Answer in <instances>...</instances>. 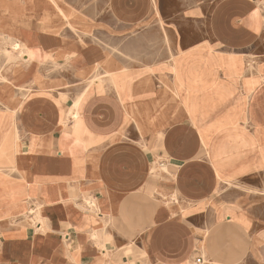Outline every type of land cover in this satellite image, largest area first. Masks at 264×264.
I'll return each instance as SVG.
<instances>
[{
  "label": "crops",
  "instance_id": "0c3cea01",
  "mask_svg": "<svg viewBox=\"0 0 264 264\" xmlns=\"http://www.w3.org/2000/svg\"><path fill=\"white\" fill-rule=\"evenodd\" d=\"M155 1L0 0V264H264L263 2Z\"/></svg>",
  "mask_w": 264,
  "mask_h": 264
},
{
  "label": "rangeland",
  "instance_id": "374dc122",
  "mask_svg": "<svg viewBox=\"0 0 264 264\" xmlns=\"http://www.w3.org/2000/svg\"><path fill=\"white\" fill-rule=\"evenodd\" d=\"M186 1H188V0H186ZM250 1V0H249ZM200 2H205V0H198V4L200 3ZM262 2H263V4L261 5V7H262V10H263V5H264V0H262ZM152 4H153V7L155 8V10H157V8H156V6H157V3H156V1L155 0H152ZM249 7H248V3H245V7H244V13H246L247 11V9H248ZM209 10V9H208ZM208 10H206L207 12H208ZM239 10H241V9H239ZM264 11V10H263ZM258 12H259V9L257 8V7H253L252 8V10H251V12L249 13V14H247V15H244V19H245V22L243 23V25H245V26H249V27H253V26H256L257 25V23H259L260 22V16L259 15H257L258 14ZM235 17L237 16L238 17V19L240 18V20L239 21H241V19H242V16H243V13L242 14H233ZM208 16V14H205V16H204V18H202V20H200L199 22H201V26H199V29H198V32H197V34H198V39H201V38H204V37H206V26H205V19H206V17ZM235 20H233V22H234ZM12 47V46H11ZM13 48V47H12ZM117 52L118 53H121V52H119L118 51V49H117ZM5 54L8 56V61L9 62H11L12 61V59H10V54L9 53H7V51H5ZM250 66H249V68L250 69H252V64H249ZM108 76H110L109 74H108ZM99 78H101V77H99V76H96V77H94V78H92V80H90L89 82H91L90 83V85H93L94 84V81L95 80H101V81H103V79H99ZM0 81H3V82H5L6 83V81L4 80V79H2L1 77H0ZM110 81H112V82H114L115 80L114 79H111ZM73 118L74 119H76L77 118V114H75L74 116H73Z\"/></svg>",
  "mask_w": 264,
  "mask_h": 264
},
{
  "label": "bare ground",
  "instance_id": "6f19581e",
  "mask_svg": "<svg viewBox=\"0 0 264 264\" xmlns=\"http://www.w3.org/2000/svg\"><path fill=\"white\" fill-rule=\"evenodd\" d=\"M263 6H264V5H263ZM263 10H264V7H263ZM239 20H240V18H239ZM239 20H238V21H239ZM12 47H13L14 50H18V46H16V45H12ZM7 53H8V52H7ZM99 84H100V85H99V88H100L101 83H99ZM20 98H22V97H20ZM23 98H24V97H23ZM23 98H22V99H23Z\"/></svg>",
  "mask_w": 264,
  "mask_h": 264
},
{
  "label": "built area",
  "instance_id": "2783aa9c",
  "mask_svg": "<svg viewBox=\"0 0 264 264\" xmlns=\"http://www.w3.org/2000/svg\"><path fill=\"white\" fill-rule=\"evenodd\" d=\"M202 259L201 258H197L196 261H195V264H202Z\"/></svg>",
  "mask_w": 264,
  "mask_h": 264
}]
</instances>
